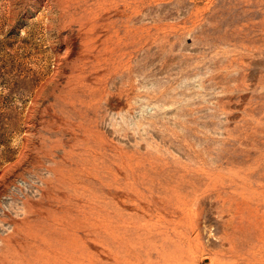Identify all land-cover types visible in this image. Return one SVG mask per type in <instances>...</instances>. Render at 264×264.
Listing matches in <instances>:
<instances>
[{"label": "rangeland", "instance_id": "obj_1", "mask_svg": "<svg viewBox=\"0 0 264 264\" xmlns=\"http://www.w3.org/2000/svg\"><path fill=\"white\" fill-rule=\"evenodd\" d=\"M119 3L99 181L59 147L86 9L0 0V264H264V0Z\"/></svg>", "mask_w": 264, "mask_h": 264}, {"label": "bare ground", "instance_id": "obj_2", "mask_svg": "<svg viewBox=\"0 0 264 264\" xmlns=\"http://www.w3.org/2000/svg\"><path fill=\"white\" fill-rule=\"evenodd\" d=\"M88 1L89 0H74L73 2V0H64V3H67L68 6L74 3L76 4L77 8L86 9V14L80 15L81 18L85 20V22L83 21L84 23H82V26H80L79 24V26L82 28L84 32L83 35L85 37L84 42H82L83 39L80 40L81 42L79 43V47L81 44V47H84V50H82L83 48H79L80 51L78 52L77 55H75L76 62L74 64L75 66L74 68L76 69V72L75 71L74 72L76 74L74 73L75 75H73L71 78H69L68 76L69 80L68 78H66L69 81L68 83H66L68 84L67 90L69 92L70 98L72 99V100H69V103L73 107V108L71 107L72 108L71 111L75 112V115H77L76 117L78 118L76 121H69L74 141L67 143L69 145L66 144V147H64L63 144L62 145L60 144L59 147L61 150H64L65 152V154L61 156V159L63 160V162L67 161V159L70 158V159H73L72 163L75 164V167H72V169L69 170V176H67V178L71 177L70 172L75 171V173H77L79 169H81L82 167L86 175L89 177L92 175H95L94 171H96V173L98 174L99 181H102V178L100 175H102L103 173L104 156H103V147L101 144L102 134H101L100 124L98 121H96V123H93L90 119H88L87 116L83 114L82 110L80 108H77V101L80 104L85 105V103L82 102L81 96L78 93L80 91L79 88L85 87L87 89H91V92L94 95L95 86L99 85L97 83L98 77L100 76L101 72L104 73L103 70L105 69V66L106 65L109 66L110 62L112 61L111 59L112 54H110L109 50L110 48L113 49L115 46L113 45L114 32H112V28L107 26L108 24L107 21H106L107 27H105V24H104L105 22L104 23L103 22L99 23V22L102 20L104 21V20L112 19V16L109 14V12H111L114 9L117 11L120 8L119 7L120 3H119V0H96L94 2V5L96 4L97 7L100 9V12H97V10L90 8L91 6L90 7L88 6ZM124 1L127 2L128 0H124ZM73 7L75 6L73 5ZM115 13L116 15L118 14L117 12ZM81 14H83V12ZM74 50L72 51L73 53L76 54ZM71 54L72 52L69 54V56ZM113 57H114V53H113ZM112 65L114 64L112 63ZM71 72H73V70ZM118 108L119 109L121 108L120 105L118 106ZM61 119L62 118H60V120ZM93 141L95 142V145H93L94 143ZM58 169H59V173L60 172L63 173V171L65 170L64 167H60ZM67 171H68V168H67ZM74 176L72 178H74ZM62 177H63L62 179H66L65 172ZM48 232L52 236L55 235V236H59L60 238L65 237L64 233H57V231L56 232L53 231L50 227H49ZM28 262H31L34 264H41V257L38 256L36 258L29 260ZM53 264H56V260H54Z\"/></svg>", "mask_w": 264, "mask_h": 264}]
</instances>
